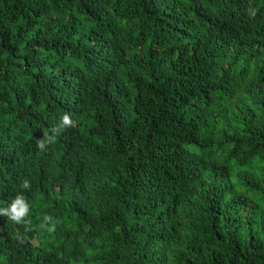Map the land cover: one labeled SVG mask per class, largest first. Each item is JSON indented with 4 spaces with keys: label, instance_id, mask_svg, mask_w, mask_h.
<instances>
[{
    "label": "trees",
    "instance_id": "16d2710c",
    "mask_svg": "<svg viewBox=\"0 0 264 264\" xmlns=\"http://www.w3.org/2000/svg\"><path fill=\"white\" fill-rule=\"evenodd\" d=\"M21 191L59 223L0 216V264H264V0H0V208Z\"/></svg>",
    "mask_w": 264,
    "mask_h": 264
},
{
    "label": "clouds",
    "instance_id": "9594fccd",
    "mask_svg": "<svg viewBox=\"0 0 264 264\" xmlns=\"http://www.w3.org/2000/svg\"><path fill=\"white\" fill-rule=\"evenodd\" d=\"M74 126L73 120L70 114L65 113L59 120V123L54 125L51 129V135L45 133L44 138L37 141V148L41 151L46 150L48 145L55 143L57 137L62 134L67 129ZM23 191H28L31 188V181L27 178L23 179L19 185ZM23 191L15 195L11 199V202L5 208H0V216H5L14 225H20L24 229L22 234L19 229H17L15 238L19 243H23L27 237L26 233L33 230H40L46 232H54L59 221L49 214H44L42 219L38 224L33 223L30 218L32 213V205L28 202V199L23 194Z\"/></svg>",
    "mask_w": 264,
    "mask_h": 264
},
{
    "label": "rangeland",
    "instance_id": "374dc122",
    "mask_svg": "<svg viewBox=\"0 0 264 264\" xmlns=\"http://www.w3.org/2000/svg\"><path fill=\"white\" fill-rule=\"evenodd\" d=\"M233 177H234V176H233ZM234 182L236 183V186L239 187V189H242V190H243V186H242L241 184L237 183V181L235 180V178H234Z\"/></svg>",
    "mask_w": 264,
    "mask_h": 264
}]
</instances>
